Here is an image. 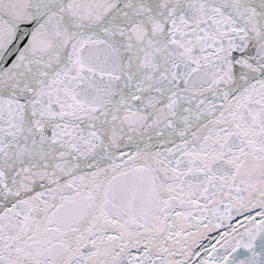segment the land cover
Here are the masks:
<instances>
[{"label": "snow or ice", "instance_id": "1", "mask_svg": "<svg viewBox=\"0 0 264 264\" xmlns=\"http://www.w3.org/2000/svg\"><path fill=\"white\" fill-rule=\"evenodd\" d=\"M0 264H264V0H0Z\"/></svg>", "mask_w": 264, "mask_h": 264}]
</instances>
